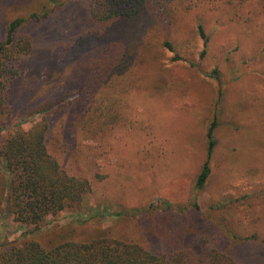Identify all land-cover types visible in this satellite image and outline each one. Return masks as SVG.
Masks as SVG:
<instances>
[{"label": "trees", "instance_id": "trees-1", "mask_svg": "<svg viewBox=\"0 0 264 264\" xmlns=\"http://www.w3.org/2000/svg\"><path fill=\"white\" fill-rule=\"evenodd\" d=\"M74 1L17 0V14L6 20L0 36V167L5 171H0V217L7 211L24 230L22 240L2 244L0 264H264V240L237 229L256 219V199L215 204L218 220L206 221L200 232L184 216L200 211V194L213 177L217 114L207 128L206 156L199 160L186 207L157 203L138 218L130 217L127 207L116 214L134 219L149 246L110 232L81 237L74 226L51 238L31 236L49 218L79 220L85 199L102 187L143 194L161 176L169 177L166 162L157 171L166 159L156 131L166 135L168 128L155 109L190 90L182 81L186 71L178 52L186 46L184 36L194 31L205 47L210 43L203 22L191 26L190 12L200 0H90L79 23L68 14ZM210 1L215 10L231 8L235 25L254 22L238 17L251 0ZM0 11L7 14L6 8ZM45 25L47 32L40 29ZM206 56L203 50L202 59ZM219 98L224 104L222 91ZM48 104L53 108L28 117ZM129 132L143 145H136L133 160L111 163ZM186 149L182 142L181 155ZM250 176L255 179L256 171ZM93 219L103 217L98 212L78 225L89 228ZM211 237L217 238L213 244H200Z\"/></svg>", "mask_w": 264, "mask_h": 264}, {"label": "rangeland", "instance_id": "rangeland-1", "mask_svg": "<svg viewBox=\"0 0 264 264\" xmlns=\"http://www.w3.org/2000/svg\"><path fill=\"white\" fill-rule=\"evenodd\" d=\"M89 3L90 0L72 2L68 7L71 20L76 23L83 22ZM198 3L199 6L190 12L191 26L196 20H199L197 23L203 22L210 43L205 47L194 31L184 36L181 41H186V46L178 52L184 58L181 64L185 67L186 76L183 78L179 75V79L183 78L182 81L190 86V90L182 98L172 99L155 109L168 128L166 135L156 131L166 159L161 160L157 171L161 173L166 162L171 169L169 177L160 180L163 177L161 176L158 185L143 194L137 190L126 193L108 192L102 187L98 194L85 199L79 220L65 215L49 218L41 231L31 235L32 237L51 238L55 233L61 234L63 230L74 226L80 228L76 230L81 237L110 232L114 238L133 240L145 247L149 246L146 240L140 238L133 223L134 219H128L127 222L116 214L127 207L130 210L128 215L131 217L133 213L132 216L138 218L141 212L151 210L157 203L162 208L166 204L178 209L186 207L199 160L206 156L207 128L217 114L218 149L214 159L213 177L208 188L200 194V211L195 214L187 212L184 216L200 232L206 226V221L218 220L221 213L212 209L215 204L247 196L256 199V219H246L237 229L245 237L256 233L261 241L264 240V0H251L238 12V17L244 15L254 18L252 24L243 26L231 23L235 18L231 8L227 9L229 12H223L215 10L210 0H200ZM16 4L17 0H11L10 3L0 0V7L6 8L7 12L5 14V11H0V36L6 20L17 14ZM40 29L45 32L50 30L48 25ZM203 50H207L204 59L201 57ZM221 91L225 96L224 104H219ZM53 106L54 104H48L29 111L28 117L32 118L36 112L51 109ZM142 108L141 106L139 109ZM131 134L127 133V137L119 142L118 154L111 158V163L133 160L137 151L136 145H143V140ZM182 142L187 148L183 155ZM134 160L136 162V158ZM252 170L257 173L255 179L250 176ZM0 171L5 174L2 166ZM98 212L103 220L93 219L89 228L78 225L97 216ZM23 232L12 215L5 211L0 217V249L4 242L22 240ZM211 238L200 241V244H213L217 240Z\"/></svg>", "mask_w": 264, "mask_h": 264}]
</instances>
